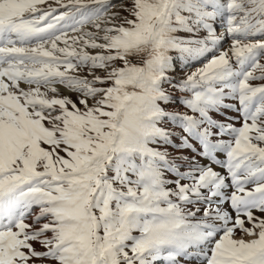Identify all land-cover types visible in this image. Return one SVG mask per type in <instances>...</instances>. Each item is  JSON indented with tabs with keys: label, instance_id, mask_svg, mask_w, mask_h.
<instances>
[{
	"label": "snow or ice",
	"instance_id": "6c2138e0",
	"mask_svg": "<svg viewBox=\"0 0 264 264\" xmlns=\"http://www.w3.org/2000/svg\"><path fill=\"white\" fill-rule=\"evenodd\" d=\"M0 264H264V0H0Z\"/></svg>",
	"mask_w": 264,
	"mask_h": 264
},
{
	"label": "rangeland",
	"instance_id": "374dc122",
	"mask_svg": "<svg viewBox=\"0 0 264 264\" xmlns=\"http://www.w3.org/2000/svg\"><path fill=\"white\" fill-rule=\"evenodd\" d=\"M65 94H67V95H71V96H72V98H73V99H75V94H74V93H72V92H69V93H65ZM37 247H38V249H39V245H37Z\"/></svg>",
	"mask_w": 264,
	"mask_h": 264
},
{
	"label": "bare ground",
	"instance_id": "6f19581e",
	"mask_svg": "<svg viewBox=\"0 0 264 264\" xmlns=\"http://www.w3.org/2000/svg\"><path fill=\"white\" fill-rule=\"evenodd\" d=\"M64 93H69L70 91L69 90H66V89H61Z\"/></svg>",
	"mask_w": 264,
	"mask_h": 264
}]
</instances>
